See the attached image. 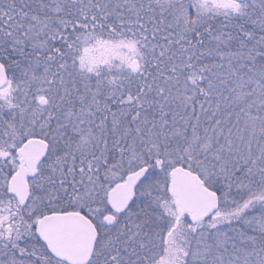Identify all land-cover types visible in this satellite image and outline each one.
Here are the masks:
<instances>
[{"label":"snow or ice","instance_id":"6c2138e0","mask_svg":"<svg viewBox=\"0 0 264 264\" xmlns=\"http://www.w3.org/2000/svg\"><path fill=\"white\" fill-rule=\"evenodd\" d=\"M0 264H264V0H0Z\"/></svg>","mask_w":264,"mask_h":264}]
</instances>
